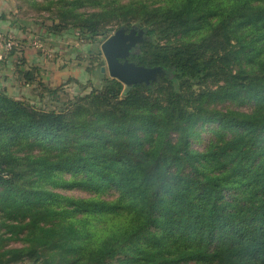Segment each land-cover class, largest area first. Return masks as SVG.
I'll return each mask as SVG.
<instances>
[{
  "label": "trees",
  "instance_id": "obj_1",
  "mask_svg": "<svg viewBox=\"0 0 264 264\" xmlns=\"http://www.w3.org/2000/svg\"><path fill=\"white\" fill-rule=\"evenodd\" d=\"M53 4L48 34L142 28L130 60L165 72L64 98L22 40L1 41L0 67L16 55L40 94L0 88V264H264V0H17V14L38 25Z\"/></svg>",
  "mask_w": 264,
  "mask_h": 264
},
{
  "label": "rangeland",
  "instance_id": "obj_2",
  "mask_svg": "<svg viewBox=\"0 0 264 264\" xmlns=\"http://www.w3.org/2000/svg\"><path fill=\"white\" fill-rule=\"evenodd\" d=\"M56 6L57 5L53 4L50 10L47 9L43 11L40 16L34 14L37 18L35 21H39V24L35 26L38 31L36 32L38 36H31V45L35 46L38 51V59L42 64L40 67L43 69L44 81L52 87L66 83L64 86L65 94L63 95L65 98L66 95L72 97L79 93H84L81 88V83L89 86L86 89V92H89L93 86H100L104 78L111 76L108 69L104 72L101 70L102 66H106L107 68V61L101 49L102 43L106 40L105 37L99 36L97 39L89 38L90 40H88L83 37L79 29L73 28L61 29L62 34L59 35L48 34L46 30H44V26L50 27L54 25V23H59L58 19H54L57 12ZM83 9L93 10L90 7H84ZM117 27L118 25L114 23L110 31L111 35L117 30ZM88 66H92L94 69L91 74H89L87 70ZM89 80H92L91 84L88 83ZM39 94L40 92L34 93L31 87L24 91L17 89L18 98H23L24 96L32 98ZM219 107H231L239 110L251 111L254 105L252 102L241 103L226 101L219 104ZM213 137V134L205 129L202 131L200 138L194 143V147L203 149L211 142ZM63 192L76 197L89 195L87 192L80 189L65 190ZM22 246H24L22 241L14 240L9 241L6 245L8 248ZM17 264L36 263L32 260L25 259Z\"/></svg>",
  "mask_w": 264,
  "mask_h": 264
},
{
  "label": "water",
  "instance_id": "obj_3",
  "mask_svg": "<svg viewBox=\"0 0 264 264\" xmlns=\"http://www.w3.org/2000/svg\"><path fill=\"white\" fill-rule=\"evenodd\" d=\"M145 31L142 28L121 27L109 36L101 45L102 52L107 61L101 70L108 72L126 86L156 81L159 75L165 72L162 66H147L130 60L132 49L144 41Z\"/></svg>",
  "mask_w": 264,
  "mask_h": 264
},
{
  "label": "crops",
  "instance_id": "obj_4",
  "mask_svg": "<svg viewBox=\"0 0 264 264\" xmlns=\"http://www.w3.org/2000/svg\"><path fill=\"white\" fill-rule=\"evenodd\" d=\"M17 8V0H0V55H4V46L1 41L7 38L20 39L23 41L21 48H25L26 57L30 64H39L42 66L40 60L38 59V51L36 47H32L31 30L38 32L36 30V25L32 23V18L28 15H20ZM19 16L22 20H19ZM26 26H30L24 28ZM31 28V29H30ZM42 57V56H41ZM40 57V58H41ZM40 62V63H39ZM16 55L7 58L6 64L0 67V88L6 89L8 94L17 96V89L27 90L29 86L22 85L17 80V75L15 73ZM41 73L43 76V69L41 67ZM43 80H45L43 78ZM24 93V92H22Z\"/></svg>",
  "mask_w": 264,
  "mask_h": 264
},
{
  "label": "built area",
  "instance_id": "obj_5",
  "mask_svg": "<svg viewBox=\"0 0 264 264\" xmlns=\"http://www.w3.org/2000/svg\"><path fill=\"white\" fill-rule=\"evenodd\" d=\"M8 46L10 47V46H11V44L9 43V44H8Z\"/></svg>",
  "mask_w": 264,
  "mask_h": 264
}]
</instances>
